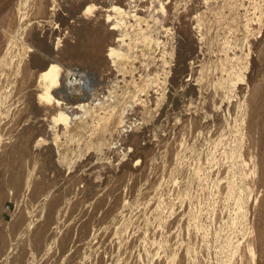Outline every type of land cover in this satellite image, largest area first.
<instances>
[{"label":"rangeland","instance_id":"rangeland-1","mask_svg":"<svg viewBox=\"0 0 264 264\" xmlns=\"http://www.w3.org/2000/svg\"><path fill=\"white\" fill-rule=\"evenodd\" d=\"M19 1L0 0V59L5 60L0 64V170L5 145L17 135L31 137L32 149L17 174L24 179L20 193L8 189L0 205V236L6 239L0 264L13 259L22 264H264V252L255 250L264 164L258 146L248 144L262 106L254 98L264 89V0H90L95 22L90 18L87 25L103 23L108 36L112 25L106 21L118 23L113 22L117 32L107 37L103 59L93 51L87 61L66 55L83 26L68 17L67 0H47V18L34 26L49 49L39 51L30 41L6 34L3 22L26 14L27 9L19 12ZM122 10L146 17L157 45L143 42ZM24 20L25 27L32 23ZM118 51L126 57L115 59ZM33 61L30 72L21 70ZM67 70L78 74L66 77ZM46 75L50 85L41 81ZM34 80L35 85L29 83ZM84 80L86 85L80 83ZM96 87L104 92V102L91 96ZM106 95L110 101L105 103ZM63 97L74 102L63 104ZM81 99L90 107L79 106ZM72 111L87 115L79 116L82 129L66 134L61 127L76 116ZM125 117L139 125L112 145L114 133L125 132ZM38 183L48 186L33 196L32 185ZM54 197L58 202L39 246L35 231ZM19 208L25 209L26 224L9 234ZM90 218L95 224L84 229L82 223Z\"/></svg>","mask_w":264,"mask_h":264},{"label":"bare ground","instance_id":"bare-ground-1","mask_svg":"<svg viewBox=\"0 0 264 264\" xmlns=\"http://www.w3.org/2000/svg\"><path fill=\"white\" fill-rule=\"evenodd\" d=\"M8 1V0H7ZM90 0H67V7L64 5L63 7H65V11L67 12V15H68V17L70 18V19H73V22H74V24H75V21H79L80 23L82 22L83 24V26L81 27V28H79V30H77V32H75L76 34L75 35H77L78 37H79V40H76V41H78L77 43H76V45H67V53H66V55L68 54V56L67 57H69V58H71V57H77L78 56V58H80V60H81V58L82 57H85V59H86V61L87 60H89V58H91V55L90 56H88L90 53H92L93 51H96V53L94 52V54H97V56L99 55L100 56V54H102V52L104 51L103 50V47H104V45H105V43L107 42L106 41V39H107V37L108 36H115L116 34V29L114 28L115 26H113V22L112 21H106L107 23H110V25H112V28L109 30L110 32H108L107 33V35L108 36H106V35H104L103 33H102V29L101 28H103V23H100V24H98L97 22V24H95L94 26H90V24L89 25H87L86 24V22H85V20H90V18H93V20L91 19V21H94L95 22V18H94V16H93V13L92 12H90V10H89V2ZM92 1V0H91ZM113 1V0H112ZM121 1V0H120ZM14 2V1H13ZM50 2V1H49ZM128 2H129V0H128ZM127 2V3H128ZM133 2H135V1H133ZM2 3V2H1ZM10 3V2H9ZM51 3V2H50ZM49 3V4H50ZM118 3V2H117ZM120 3V2H119ZM123 3H126V2H123ZM2 4H4V2L2 3ZM11 4V3H10ZM9 4V5H10ZM47 4H48V2H47V0H20L19 1V3H18V5H17V7H18V10H19V12L21 13V12H25V10L27 9V11L25 12L26 14H25V16L24 17H22V19H21V15L23 14V13H18V15H19V17L17 16V17H15V18H13V20H10V21H4L3 22V25H2V27L5 29V31H6V34H9L10 36H12V37H17L19 40H23V42H24V44H26V41H30L32 44H34L37 48H38V50L40 49V50H45L46 48L47 49H49L47 46H43L44 45V43H43V41L42 40H40L38 37H37V35L35 34V32H34V26H39L43 21H41V20H43V19H46L47 18ZM110 4H112V3H109V5ZM122 4V3H121ZM143 4V3H142ZM8 5V6H9ZM15 5V4H14ZM119 5V4H118ZM118 5H117V7H118ZM123 5H125V4H123ZM130 5H131V3H130ZM132 5H134V3H132ZM136 5V4H135ZM134 5V6H135ZM7 6V5H6ZM114 6H116V3H115V5ZM126 7V6H125ZM4 8V7H3ZM7 8V7H6ZM5 8V9H6ZM112 8H115V7H112ZM120 9L121 8H124V7H119ZM133 8V7H132ZM131 8V9H132ZM93 9V8H92ZM120 9H116V10H120ZM135 9H137V7H135ZM125 10V9H124ZM124 10H122V11H124ZM127 10V9H126ZM125 10V11H126ZM129 10V9H128ZM125 11H124V13H125ZM130 11V10H129ZM136 11H138V10H135V11H131V12H128V13H123L124 14V19H126L129 23H130V21H132L133 23H131L130 25L135 29V31L136 32H138V35H140V37L139 38H141L142 39V41L143 42H147V41H150V42H156V45H157V43H158V41H157V39L156 38H153L154 36H152V34H151V32H150V27H149V24H148V21L146 20V17H142L141 15H137V14H139V13H136ZM109 12V11H108ZM111 12V11H110ZM109 12V13H110ZM114 12V11H113ZM116 12V11H115ZM118 13H120L119 11H118ZM30 14V15H29ZM108 14V13H107ZM114 14V13H113ZM109 15V14H108ZM121 15V14H120ZM80 16H83V18L82 17H80ZM67 16H66V18H68ZM80 17V18H79ZM109 17V16H108ZM111 17V16H110ZM109 17V18H110ZM116 17V15L114 16V18ZM151 17V16H150ZM12 18V17H11ZM58 18V20H60V22H64L65 20H63L60 16L59 17H57ZM82 18V19H81ZM108 18V19H109ZM118 18V17H117ZM122 18V17H121ZM155 18V17H154ZM10 19V18H9ZM23 19H25L24 21H28L29 23L30 22H32V23H30V25L29 26H27V27H25L22 23H23ZM112 19V18H111ZM120 19V18H119ZM150 19V18H149ZM151 19H153V18H151ZM53 20H54V18H53ZM57 20V21H58ZM68 20V19H67ZM116 20H118V19H116ZM48 21V20H47ZM28 22H26V24L28 23ZM68 22V21H67ZM88 22V21H87ZM115 22H117L118 23V21H115ZM114 22V24H116ZM123 22H124V20H123ZM152 22V21H151ZM25 24V25H26ZM64 24V23H63ZM67 24V23H66ZM66 24H65V26H66ZM125 24H127V23H125ZM124 24V25H125ZM78 25V24H77ZM107 25V24H106ZM121 24H119V26H120ZM135 25V26H134ZM152 25H154V24H152ZM79 26V25H78ZM77 26V27H78ZM119 26L117 25V27L119 28ZM131 26L129 27V28H131ZM74 27H75V25H74ZM121 27V26H120ZM152 27V26H151ZM107 28V27H106ZM154 28V27H153ZM167 29V28H166ZM166 29H164L165 30V32L166 33H169V31L168 30H166ZM73 30V29H72ZM104 30H106V29H104ZM123 31V30H122ZM152 31V30H151ZM107 32V31H106ZM105 32V33H106ZM119 32L121 33V30H120V28H119ZM68 34H70V33H68ZM122 34V33H121ZM71 35V34H70ZM72 35H74L73 33H72ZM170 35H171V33H170ZM2 36V35H1ZM20 36L22 37V39L20 38ZM118 36V35H117ZM120 36V35H119ZM118 36V37H119ZM124 36L125 35H123V38H124ZM130 36V35H129ZM128 36V37H129ZM23 37H25V38H23ZM121 37H122V35H121ZM127 37V36H126ZM128 37H127V40H128ZM173 37V36H172ZM73 38V37H72ZM134 38V37H133ZM111 39V38H110ZM126 39V38H125ZM140 39V40H141ZM156 39V40H155ZM72 39H70V41H71ZM74 40V39H73ZM89 41L90 43H88L87 45L84 43V41ZM139 40V39H138ZM68 41V40H67ZM75 41V42H76ZM87 41V42H88ZM123 41H124V39H123ZM122 41V43H124ZM22 42V41H21ZM74 42V41H73ZM28 43V42H27ZM70 43V42H69ZM72 43V42H71ZM23 44V45H24ZM109 44V43H108ZM114 44V41H112L110 44H109V46H108V48H111V46ZM116 44H117V42H116ZM120 44V43H119ZM160 44V43H159ZM31 45V44H30ZM107 45V44H106ZM111 45V46H110ZM123 44H121V46H122ZM34 46V47H35ZM114 46V45H113ZM126 46V45H125ZM142 46V45H141ZM43 47H46V48H43ZM106 47V46H105ZM118 47V46H117ZM123 47H124V45H123ZM127 47H128V45H127ZM82 48H85V51H83V53H82V51H81V49ZM129 48V47H128ZM120 49V48H119ZM123 49H126V48H123ZM24 50H26V47H24ZM37 50V49H36ZM37 50V51H38ZM39 50V51H40ZM112 50H114V49H112ZM116 51L118 50V49H115ZM121 51H122V49H120ZM129 50V49H128ZM181 50V49H180ZM47 51H49V50H46V53H49V52H47ZM52 51V50H51ZM50 51V52H51ZM108 51V50H107ZM123 51H125V50H123ZM127 51V50H126ZM43 52V51H42ZM53 52V51H52ZM39 53V52H38ZM41 53V52H40ZM39 53V54H40ZM45 53V52H44ZM45 53V54H46ZM111 53V52H110ZM113 53V52H112ZM116 53V52H115ZM119 51H118V55H119ZM50 54V53H49ZM48 54V55H49ZM52 54V53H51ZM84 54H86V55H84ZM109 54V53H108ZM108 54H107V56H108ZM123 54V53H122ZM127 54V53H126ZM47 55V54H46ZM93 55V54H92ZM109 55H111V54H109ZM114 55V54H113ZM112 55V56H113ZM116 55V54H115ZM118 55H116V56H118ZM128 55V54H127ZM79 56H81V57H79ZM0 57H1V51H0ZM35 57V56H34ZM44 57V56H43ZM43 57L41 58V57H39L38 56V58H37V61L39 62V60L38 59H40V60H42L43 61ZM89 57V58H88ZM124 57H126V56H122L121 55V53H120V55L117 57V58H115V59H121V58H124ZM128 57V56H127ZM48 58V57H47ZM88 58V59H87ZM94 58V57H93ZM108 58V57H107ZM32 59V58H31ZM45 59V58H44ZM74 59V58H73ZM98 59H103V55H101L100 56V58H98ZM98 59L96 58L95 59V61H93V64H91V65H95L94 63L96 62V60H97V62L96 63H98ZM111 59V58H110ZM113 59H114V57H113ZM112 59V60H113ZM114 59V60H115ZM33 60V59H32ZM35 60H36V58H35ZM49 60V59H48ZM53 60V59H52ZM83 60V59H82ZM106 60V59H105ZM108 60V59H107ZM107 60L105 61V62H107ZM3 61H5L4 60V58L1 60L0 59V64H2L3 63ZM6 61H8V60H6ZM58 61V60H57ZM85 61V62H86ZM34 62V61H33ZM51 62V61H50ZM53 62V61H52ZM54 62H55V59H54ZM59 62V61H58ZM90 62H92V61H90ZM104 62V63H105ZM36 62H34V63H31L30 62V64L28 63L24 68H21V70H23V72H25V73H28V72H30L31 71V69L33 68V67H35V64ZM41 63V62H40ZM44 63V62H43ZM43 63H41V65L43 64ZM9 64V63H8ZM48 64H49V62H48ZM52 64V63H51ZM51 64H49V65H51ZM55 64V63H54ZM100 64V63H99ZM112 64H113V61H112ZM6 65V64H5ZM38 65H40V64H38ZM40 65V66H41ZM48 65V66H49ZM56 65V64H55ZM98 65V64H97ZM103 65V64H102ZM109 65V64H108ZM111 65V64H110ZM40 66H38V68L40 67ZM45 65L43 64V66H41L42 68L44 67ZM47 66V65H46ZM45 66V67H46ZM37 67V66H36ZM41 67H40V69H41ZM44 67V68H45ZM58 67V66H57ZM100 67V66H99ZM98 67V68H99ZM111 67V66H110ZM18 68V67H17ZM43 68V69H44ZM47 68V67H46ZM48 68H50V67H48ZM73 68V67H72ZM105 68V67H104ZM55 69V68H54ZM75 69V68H74ZM77 69V68H76ZM20 70V69H19ZM45 70H47V69H45ZM61 70V69H60ZM40 71V70H39ZM48 71V70H47ZM65 71V70H64ZM82 71V70H81ZM112 71V70H111ZM111 71H109V72H111ZM37 72V74H39V73H41L42 72V70L38 73V71L36 70L35 71V73ZM74 73V74H78V70H67L66 71V73H64V75L66 76V77H68L69 75L68 74H70V73ZM1 73H3V72H1ZM0 73V74H1ZM24 73V74H25ZM61 73V72H60ZM85 73V72H84ZM36 74V75H37ZM43 74H45V73H43ZM62 74V73H61ZM52 75V74H51ZM54 75V74H53ZM26 76H28V74H25V77ZM80 76V75H79ZM95 76V75H94ZM52 77V76H51ZM81 77L82 78H88L87 77V74H81ZM48 78L50 79V75L49 76H47L46 75V77H43V79L41 80L42 81V83H43V85H47L48 83H49V80H48ZM63 79H64V77H62ZM96 78H98V77H96ZM35 79V78H34ZM54 79V78H53ZM59 79H61V78H59ZM36 80V79H35ZM34 80V81H35ZM50 80H52V79H50ZM62 80V79H61ZM61 80H59V82H60V84L62 83L61 82ZM97 80V79H96ZM113 80V79H112ZM22 81V80H21ZM30 81L29 83H32V84H34L35 85V83H37V81ZM55 81H56V79H55ZM63 81V80H62ZM65 81H66V79H65ZM86 80H84V81H80V83L81 82H85ZM57 82H58V80H57ZM67 82V81H66ZM87 82V81H86ZM56 83V82H55ZM54 83V80H53V84H55ZM79 83V82H78ZM58 84V83H57ZM65 84V83H64ZM85 84V83H84ZM100 84H102V82L100 81L99 82V80L97 81V85H100ZM29 85V84H28ZM49 85H50V83H49ZM63 85V84H62ZM61 85V86H62ZM83 85V84H82ZM86 85V84H85ZM104 85V84H103ZM102 85V86H103ZM29 86H31V85H29ZM33 86V85H32ZM53 86V88L51 89V90H53L55 87H54V85H52ZM55 86H57V85H55ZM60 86V88L61 89H63L62 87ZM66 86H67V84H66ZM71 86V85H70ZM78 86V85H77ZM93 86V85H92ZM101 86V87H102ZM24 87V86H23ZM57 87H59V86H57ZM78 87H79V89H78ZM77 87V89L78 90H80L81 89V87L80 86H78ZM88 86H86V88H87ZM104 87V86H103ZM26 88H27V86H26ZM31 88V87H30ZM29 88V89H30ZM33 88V87H32ZM31 88V89H32ZM50 88H51V86H50ZM49 88V89H50ZM72 88H73V86H72ZM82 88H84V87H82ZM97 88V87H96ZM95 88V89H96ZM17 89V88H16ZM59 89V88H58ZM65 89V88H64ZM68 89V88H67ZM94 89V90H95ZM103 89V88H102ZM57 90V89H56ZM86 90V89H85ZM89 87H88V91H85V92H82V93H89ZM20 91V90H19ZM47 91H49V90H47ZM60 91V90H59ZM56 92L57 93V97H58V93H60V92H62V91H64L65 92V90H62V91H60V92ZM71 91V90H70ZM84 91V90H83ZM61 93V95H66L65 93ZM72 92V91H71ZM75 92H76V88H75ZM78 93H79V91H77ZM92 92H93V88H92ZM96 94H95V93ZM93 93L94 94H92V93H90V94H92L91 96H93L94 95V97H96L97 99H95V100H98L99 99V101H100V99L104 102V92H102L101 91V89L100 88H97V90H95ZM17 93V92H16ZM47 93V92H46ZM56 93H54V94H56ZM72 93H74V92H72ZM78 93H77V96H78ZM80 93H81V90H80ZM52 94V93H51ZM45 95V94H44ZM47 95V94H46ZM60 95V94H59ZM73 95V94H72ZM81 95V94H80ZM89 94H87V96H88ZM82 96V95H81ZM80 96V97H81ZM87 96H84V97H87ZM45 97V96H44ZM48 97V96H47ZM59 97H62V96H59ZM65 97V96H64ZM63 97V98H64ZM107 97V95L105 96V98ZM42 98H43V96H42ZM71 98V97H70ZM70 98H69V100H70ZM74 98H75V96H74ZM78 98V97H77ZM88 98V97H87ZM86 98V99H87ZM91 98V97H90ZM103 98V99H102ZM108 98V97H107ZM107 98H106V100H107ZM35 99H36V97H35ZM40 98L38 97V100H39ZM56 99V98H55ZM62 99V98H61ZM80 99V98H79ZM84 99V98H83ZM93 98H92V101H95ZM32 100V99H31ZM37 100V99H36ZM37 100V101H38ZM46 100H48V99H46ZM51 100V99H50ZM60 100V99H59ZM66 100H68V97L65 99L64 98V102H63V100H62V102H63V104L65 103V101ZM69 100L67 101V102H69ZM75 100V99H74ZM85 100V99H84ZM84 100H80L81 102H78V100H77V102H78V104H79V106H82L84 103L86 104L87 102L85 101V102H83ZM91 100V99H90ZM109 100V99H108ZM105 101V103L106 102H109V101ZM34 101V100H33ZM40 101V100H39ZM38 101V102H39ZM52 101V100H51ZM88 101V100H87ZM91 101V102H92ZM254 101H255V103H258L259 104V106H260V104L262 105L261 106V112L256 116V118H255V130H253V131H251V133H250V137H251V140H250V142L248 143V144H250L252 147H254V146H258V149L257 150H259L261 153H262V158L259 160L262 164H264V89H262L261 90V92L259 93V95L258 96H256L255 98H254ZM37 102V103H38ZM43 102H44V100H43ZM56 102V101H55ZM70 102H74V101H71L70 100ZM88 102H90V101H88ZM97 102V101H96ZM103 102H100V103H103ZM35 103H36V101H35ZM45 103V102H44ZM61 103V102H60ZM83 103V104H82ZM39 104V103H38ZM41 104H42V102H41ZM54 104H56V103H54ZM59 104V103H58ZM57 104V105H58ZM63 104H61V105H63ZM70 104V103H69ZM75 104H77L76 102H75ZM80 104H82V105H80ZM93 104V103H92ZM91 104V105H92ZM97 104V103H96ZM104 104V103H103ZM44 105V104H43ZM56 105V106H57ZM74 105V104H73ZM89 106V104H86V106ZM94 105V104H93ZM97 105H100L99 103L97 104ZM37 106V105H36ZM39 106V105H38ZM37 106V107H38ZM41 106V105H40ZM48 106V105H47ZM66 106V105H65ZM67 106H68V104H67ZM71 104H70V108H71ZM76 106V105H75ZM85 105H83V108L84 107H86ZM104 106H105V104H104ZM63 107V106H62ZM90 107V106H89ZM99 107H102L101 105L99 106ZM99 107H97L96 109H101V108H99ZM41 108V107H40ZM39 108V109H40ZM61 108V107H60ZM65 108V107H64ZM67 108V107H66ZM75 108H78V107H73V109H75ZM81 109H82V107H80ZM79 108V109H80ZM88 108V107H87ZM94 108V107H93ZM257 108V107H256ZM33 109H34V107H33ZM37 109V108H36ZM59 109V108H58ZM62 109V108H61ZM69 109V108H68ZM63 110V112L64 111H68V112H70L69 110ZM72 109V110H73ZM80 109V110H81ZM89 109V108H88ZM103 109V108H102ZM52 110V109H51ZM78 110V109H77ZM79 110V111H80ZM86 110V109H85ZM34 111V110H33ZM58 111H60V113H59V116H60V114H62L61 112V110L59 109ZM57 111V112H58ZM257 111H258V109H257ZM49 112V111H48ZM57 112H55L56 113V116H57ZM66 113V114H70V113ZM77 112V111H76ZM76 112H74V113H76ZM83 112H84V109H83ZM88 112H90V111H88ZM123 111L121 110V113L120 114H122V115H124L123 113H122ZM8 113V112H7ZM55 113L53 114V115H55ZM72 113H73V111H72ZM73 113V114H74ZM80 113V112H79ZM22 114V113H21ZM85 114V113H84ZM83 113H81V114H77L76 113V116H72V117H70L71 115H69V117H70V119H68L67 120V122H66V126H65V123H64V126L63 127H61L62 128V130H64L65 132H66V134H67V131H71L72 129H82V126H81V122H80V119L82 118L80 115H84ZM114 114V113H113ZM120 114H117V115H119L120 116ZM52 115V114H51ZM85 115H87V113L85 114ZM107 115V114H106ZM81 118H80V117ZM7 117V116H6ZM89 117V116H88ZM84 121V120H83ZM63 122H65V121H63ZM62 122V123H63ZM83 123V122H82ZM59 124V123H58ZM60 126H62V125H60L59 124V127ZM58 127V128H59ZM65 127H66V130H65ZM84 128H85V126H83ZM64 128V129H63ZM78 129V130H79ZM84 130V129H83ZM59 131V130H58ZM55 132H57V131H55ZM82 132H84V133H86L85 132V130L84 131H82ZM56 134V133H55ZM65 134V133H64ZM44 135V134H43ZM38 136H40V135H38ZM45 136V135H44ZM48 137L47 138H49V135H47ZM54 136H56V135H54ZM58 136V135H57ZM51 137H53V135L51 136ZM86 137H88V136H86ZM26 137H24V136H22V134H19V135H17L12 141H10V142H8L6 145H5V149H4V153H3V156L1 157V164H3V167H2V169L0 170V205H1V202L5 199V195H7V190L8 189H14L15 190V195H18L19 193H20V191H21V189H22V187H23V182H24V179L21 177V176H19V177H17V174L20 172V169H21V160L24 158V156L28 153V152H31V149H32V147H31V142L30 143H27V140L30 138L31 139V137H28L27 139H25ZM29 139V140H30ZM85 140V139H84ZM29 142V141H28ZM54 142L56 143V146H57V150H59V144H58V139L55 141V138H54ZM54 143V144H55ZM255 148V147H254ZM51 149V148H50ZM43 150V149H42ZM53 152V151H52ZM252 152V151H251ZM255 152V151H254ZM52 154V153H51ZM45 156V155H44ZM53 156V155H52ZM48 157H46V159H47ZM51 159V158H50ZM53 159V158H52ZM50 161V160H49ZM258 161V162H259ZM253 164V163H252ZM5 167V168H4ZM254 170V169H253ZM254 173V172H253ZM5 174H7L8 176H7V179L8 180H6V181H3V177H4V175ZM259 175V174H258ZM43 183H41V184H33L32 185V190H31V192H32V195L33 196H36V195H39V194H41V193H43L44 191H45V187L46 186H48V183H46V184H44V186L42 185ZM115 192V191H114ZM118 194V193H117ZM14 195V194H13ZM85 196V195H84ZM108 196V195H107ZM115 196V195H114ZM86 197V196H85ZM83 198V197H82ZM115 198V197H114ZM113 198V199H114ZM25 199V198H24ZM58 199V198H57ZM55 197L54 198H50V200L47 202V217H46V220L43 222V223H41L39 226H38V228H37V230L35 231V237H36V239H37V244L39 245V246H43L44 244V236L46 235V233H47V230H48V226H49V224H50V222H51V213L53 212V210H54V207L56 206L55 204L58 202V200H57ZM85 199V198H84ZM33 200V199H32ZM101 200V199H100ZM103 200V199H102ZM104 201V200H103ZM102 201V202H103ZM34 202V201H33ZM36 202V201H35ZM101 202V201H100ZM99 202V203H100ZM102 202H101V204H102ZM113 202V201H112ZM118 202V201H117ZM21 203V202H20ZM111 204V203H110ZM119 204V203H118ZM99 206V204H97V206L96 207H98ZM101 206V205H100ZM99 208V207H98ZM114 208H115V205H113L112 206V208H110L109 210H112V212H113V210H114ZM106 210V209H105ZM108 210V209H107ZM106 210V211H107ZM24 211H25V209H22V208H19L18 210H17V212H16V214H15V217L13 218V220L11 221V223L9 224V234H13L14 232H16L18 229H20V228H22L25 224H26V219H27V217L25 216V214H24ZM105 214H106V212H104ZM108 213L110 214L111 212H109L108 211ZM27 214V213H26ZM108 215V214H107ZM109 216V215H108ZM91 219V218H90ZM93 219V218H92ZM86 220L85 222H83L82 224V226H83V228L84 229H86V228H89V230L93 227V223L95 224V220ZM259 223L257 224V227H256V230H257V232H258V238H259V241H258V246L256 247V251L258 252V253H263L264 252V200H263V203H262V205H261V208H260V211H259ZM4 226V225H3ZM89 230H86V232H88ZM85 232V233H86ZM2 233V226H0V234ZM69 237H70V234L69 233H67V234H65V236H64V238H63V243H65L68 239H69ZM257 243V242H256ZM5 244H6V239H5V236L4 235H2V236H0V256H1V254H2V251H1V247H3V246H5ZM263 259V258H262ZM262 263V262H261ZM9 264H22L21 262H19V261H15L14 259H13V261H9ZM258 264V263H257Z\"/></svg>","mask_w":264,"mask_h":264},{"label":"built area","instance_id":"built-area-1","mask_svg":"<svg viewBox=\"0 0 264 264\" xmlns=\"http://www.w3.org/2000/svg\"><path fill=\"white\" fill-rule=\"evenodd\" d=\"M173 44V47H175L174 46V42L172 43ZM167 47V46H166ZM127 120V122L126 123H124L123 124V130L125 129V132H121L120 134H117V133H114V137L112 138V140H111V142H112V145L114 144H116V143H114L115 141L116 142H119V140H121L123 137L125 138V137H127L128 136V134L129 133H132L133 132V130H134V128H135V126H136V123L138 122L135 118H132V117H128V118H124V121H126ZM137 125H139V122H138V124ZM112 145H111V149H113L112 148ZM119 149H121V147H122V144H119ZM118 147H116V148H118ZM115 148V149H116Z\"/></svg>","mask_w":264,"mask_h":264}]
</instances>
